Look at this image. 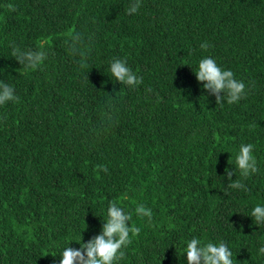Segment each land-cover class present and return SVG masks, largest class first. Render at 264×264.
Returning <instances> with one entry per match:
<instances>
[{"label":"trees","instance_id":"obj_1","mask_svg":"<svg viewBox=\"0 0 264 264\" xmlns=\"http://www.w3.org/2000/svg\"><path fill=\"white\" fill-rule=\"evenodd\" d=\"M130 3L0 0V80L19 97L0 106V264H59L100 233L110 201L140 228L116 264H187L192 238L264 264V224L251 217L264 205V0H142L128 15ZM73 32L83 60L66 46ZM13 44L47 59L25 69ZM205 57L246 97L217 105L194 74ZM113 58L143 83L116 81ZM248 143L258 172L244 178L235 158ZM226 168L246 191L228 188Z\"/></svg>","mask_w":264,"mask_h":264},{"label":"clouds","instance_id":"obj_2","mask_svg":"<svg viewBox=\"0 0 264 264\" xmlns=\"http://www.w3.org/2000/svg\"><path fill=\"white\" fill-rule=\"evenodd\" d=\"M142 0H131L126 13L132 15L138 12ZM12 7L11 5L9 6ZM14 10V8L12 9ZM91 37H88L90 42ZM68 51L72 55L81 56L82 60L87 53L85 36L79 32L70 33L65 41ZM200 47L207 50L208 42L201 43ZM11 56L19 64L30 70H36L47 59L48 53L42 47L37 49H22L11 45ZM3 72V69H0ZM109 71L111 76L120 84L129 88H136L143 83V78L138 76L127 64L125 59L113 58L110 62ZM198 82L202 84L203 90L214 95L217 105L223 102L229 104L237 103L245 98L246 85L243 81L235 78L231 70L222 69L211 57L202 58L198 64V70L194 72ZM150 88L146 92H151ZM19 97L15 94V88L0 80V106L8 102H18ZM254 145L251 143L241 144L235 158V167L241 176L247 178L258 172L257 161L253 155ZM99 170L107 173L108 168L104 165L98 166ZM228 188L247 190L245 184L239 179H232L233 171L226 168ZM236 174V173H235ZM137 216L147 217L151 222L152 210L139 203L134 209ZM132 212L126 211L118 201H110L107 209V220L103 222L101 231L87 242L82 238L79 248L67 246L60 255L59 264H116L125 257L123 249L132 243V237L140 233V228L132 222ZM251 217L258 226L264 224V205H256L251 211ZM187 264H234L233 253L224 241L217 243H202L198 238H192L187 242L185 250ZM259 254L264 255V245L258 249Z\"/></svg>","mask_w":264,"mask_h":264}]
</instances>
